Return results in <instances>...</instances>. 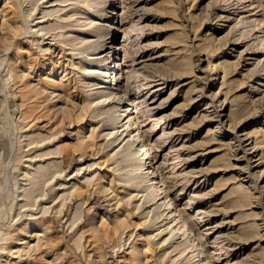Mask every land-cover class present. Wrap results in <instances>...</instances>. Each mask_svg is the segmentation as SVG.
<instances>
[{"label":"rangeland","instance_id":"rangeland-1","mask_svg":"<svg viewBox=\"0 0 264 264\" xmlns=\"http://www.w3.org/2000/svg\"><path fill=\"white\" fill-rule=\"evenodd\" d=\"M102 2L0 0V264H264V0Z\"/></svg>","mask_w":264,"mask_h":264},{"label":"bare ground","instance_id":"bare-ground-1","mask_svg":"<svg viewBox=\"0 0 264 264\" xmlns=\"http://www.w3.org/2000/svg\"><path fill=\"white\" fill-rule=\"evenodd\" d=\"M109 1L110 0H103L102 4L108 5ZM100 4L101 3H98L96 1V7L98 8L97 10L101 9V5ZM90 8L92 9V7H90ZM110 26L113 27V24H111ZM111 44L112 45L108 46L107 49L105 50L106 51V56L101 55L100 57H97V61L99 63H102V64H104L106 62L108 63L111 59H112V63L116 62L117 58L115 57V55H116V51L115 50L117 49V47L114 45V42H111ZM98 46H101V42H99ZM117 66L118 65L116 64L115 66H112L110 68L108 67V68L104 69L105 73L109 74V76H108L109 78H111L112 75H114V78H116L120 74L119 73L120 69H118ZM96 73H98V72H96ZM113 81H114V84H115V79ZM100 87H102V86H100ZM114 89H116V88H113V90L110 93H108L107 97L105 99H102V100L98 101V103L101 102L102 104H106V105L110 106L111 104L114 103V102H112L113 99L116 98L117 99L116 100V104H114V106H110L108 108V110H109L108 113L112 112V113L116 114L120 110L119 106L121 104L122 98L118 95V93H115ZM53 94H54V92H53ZM60 94H58V96H60L61 99H62L63 97ZM122 107L123 106H121V108ZM126 112H127V110L124 109V113L123 114L111 116L110 119H107V120L109 121L108 124L110 123L109 125L116 124V123H122V122H124V120H126L123 123L122 127L118 129L117 133L119 135V132L121 131L120 135H123L126 132H130V134L127 135L128 137H130L131 133H134L135 130L133 129L134 124H132V118H131L130 114H127L126 116H124L126 114ZM104 118H106V117H104ZM111 133L114 134L115 132L113 131ZM134 139H135V141L132 143L131 142V137H130L129 141L127 143V146L125 148L127 150L129 156H132V155L136 156L135 160L131 164V166H133L134 169L129 170V172L130 173L135 172L136 178L138 179V183L140 185H143V187L145 188V191L147 192L146 201L152 205L153 204L152 202L155 199H158L160 197V195L165 194V192H161L162 188H161V186H158L161 183V181H160V178L158 176L156 166H155V164L153 163L152 160L150 161V164L154 167L153 173H157V177H154V178L152 177L156 181L152 182L151 184H148V181H149L148 180V176H149L151 170L148 171V172H143L142 168H143V165L146 164L147 162H149V160H150V152H149L150 149L147 147V145L145 143V139L142 137V134H140V133L136 134ZM132 144H133V146L138 148V149L135 150V152H132L130 150V146ZM252 149H254V148H252ZM250 151H252V150H250ZM145 159H146V161H145ZM162 199H164L163 204L158 205L155 209H157L159 207H163V206H168V208L173 206V203L171 202V200L169 199L167 194H165L162 197ZM172 212H175V211L173 210ZM172 214L171 215L167 214L168 215L167 218L173 219L171 221H178L179 220L178 219L179 216L176 217V218H172ZM156 216L158 217V213L157 212H156ZM178 225H179V223L175 227H173V225L170 224L168 227H166L164 229L163 228H159L158 229V234H161L167 228L171 227V229L169 230L170 237L174 236L176 231H178V232H181V235L183 237V241L184 242H186V243L190 242L191 240L188 237L190 236L191 233L189 232V229L186 226V222L183 221V223L181 225H179V226ZM167 240L168 239H166V241ZM195 240H196L195 238L192 239V241H195ZM177 246L181 247L182 244L181 243L177 244ZM188 248L191 249V251L189 253H187L188 261H192V260L196 259V261L191 263V264H196V263L200 264L201 262H202V264H211V263L208 262L206 257H203V253L204 252H203V248H201V243L200 242H198L197 244H192L191 246L189 245V247L181 248L180 249V253L183 255L188 250ZM19 249H21V248H19Z\"/></svg>","mask_w":264,"mask_h":264}]
</instances>
